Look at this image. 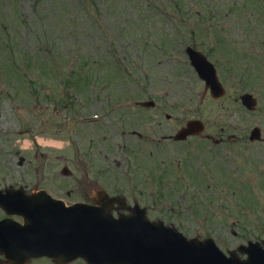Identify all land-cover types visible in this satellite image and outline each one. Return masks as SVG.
Wrapping results in <instances>:
<instances>
[{"label":"rangeland","instance_id":"obj_1","mask_svg":"<svg viewBox=\"0 0 264 264\" xmlns=\"http://www.w3.org/2000/svg\"><path fill=\"white\" fill-rule=\"evenodd\" d=\"M187 45L215 65L225 97L204 96ZM141 83L151 85L157 102V124L146 128L161 145L130 146L143 145L133 135L125 142L123 131L139 127L133 103L115 113L129 119L127 128L106 130V118L79 124L117 100L138 99ZM245 92L258 99L256 110L241 104ZM190 119L203 121L206 134L224 128L225 138H233L222 145L195 139L185 147L161 140ZM72 123L82 159L62 135L64 150L50 157L46 184L69 165L73 179L62 177L65 184L77 179L80 190L86 179L88 187L97 180L127 203L137 201L150 219L189 238L211 237L225 252L264 239V141L250 140L255 125L264 138V0H0L1 187L11 180L41 183L40 166L41 173L29 161L18 165L21 156L31 159L25 141L47 142L58 127L73 132ZM17 129L24 134L10 132ZM65 184L57 193L63 197ZM74 192L73 200L83 199Z\"/></svg>","mask_w":264,"mask_h":264},{"label":"water","instance_id":"obj_2","mask_svg":"<svg viewBox=\"0 0 264 264\" xmlns=\"http://www.w3.org/2000/svg\"><path fill=\"white\" fill-rule=\"evenodd\" d=\"M189 53L193 65L206 81L213 97L223 96L225 90L218 81L214 67L201 53L191 49ZM242 100L249 109L254 108L255 100L251 96L244 95ZM203 130L204 125L200 121H190L187 127L179 133L178 139H185L192 134H200ZM257 134L256 131L253 138H256ZM36 199L32 198V202H30L32 206L37 205ZM18 201H9L6 194L0 191V206L7 211L11 208H19V212L24 211L28 202ZM76 214L78 223V215H82V211L77 209ZM155 225L150 230L148 229L144 236L143 233L139 234L140 237L143 236L142 241L139 240L136 231V234H133L124 230L121 242L117 244L116 242L119 241L111 238L112 233L110 231L113 230L87 228L79 224L77 225L76 238L72 240L71 250L68 252L76 258H84L88 264H264V248L260 243L253 244L249 242V246L241 248L242 253L249 255L246 260H241L237 254L232 252L230 253L231 257L227 258L215 247L212 241H207L204 244L198 239L188 241L176 229H164L162 223ZM16 231L20 232V230H14L13 227L8 226L6 222L0 223V253L6 254L13 264H17V261L12 262V259L17 260L18 258L15 256L16 251H24L26 248L33 249L31 248L33 245L28 244V241H30V237L32 241L36 239V236H32L34 232L31 230L23 233H17ZM94 235L100 236V238L94 241L91 238ZM34 244L39 245L35 242ZM262 244L264 245V241ZM60 247L64 248L62 244H60ZM40 255V253H36L34 256ZM29 258L31 256L27 259ZM57 262L60 264L66 263L65 260Z\"/></svg>","mask_w":264,"mask_h":264},{"label":"flooded vegetation","instance_id":"obj_3","mask_svg":"<svg viewBox=\"0 0 264 264\" xmlns=\"http://www.w3.org/2000/svg\"><path fill=\"white\" fill-rule=\"evenodd\" d=\"M148 95H144V97H147ZM143 101L147 100L145 98L142 99ZM151 100V99H149ZM156 114V110H140V111H134V114L132 113V121L133 123H135L136 125H139V127H135V128H127L128 125L130 124V122L125 121L123 119V114L118 115H114L113 117H108L107 121H105V124L103 126H105V129L107 130V128L110 127V129L112 127H114V125L118 126L117 129L120 126H124L127 129L123 131V134L125 136L124 140L125 142L129 141L130 137L133 136H137L138 138H140L142 141L141 143L143 145H134L133 143H135L136 141H132L130 142V146H136L138 148H143L145 147V145L150 144L154 137H155V132L154 129H150V128H146L147 125H153L154 123H156V119L153 118L154 115ZM113 121H116V123H114ZM55 136L54 138L52 136H50V138L47 139V142L45 139H36L35 141H33V143H29V146H31L32 148L30 150L29 147H26L27 153H29L31 155V159H27L24 156H21L18 162V165L22 166L24 165L25 162L29 161L32 165H34V171L36 170L37 172L41 173L39 170L40 168L38 166L41 167L42 171H43V176L41 178V183L38 182V180L36 181L37 183H32V184H28V183H24L21 181H13L11 180L8 183H5V186L3 187H10L12 186L13 188H21L23 191H26L28 194L33 193V191L35 190H39L40 192H46L49 193L50 195H52L53 197H58L59 195L57 194L58 191H61V180L59 179L60 174L57 173H53L50 174L52 175V178L48 179L47 184H46V178L47 175L45 174L46 170L48 169L46 166L48 165V162H51L50 157L55 156L56 158H58L61 154V147L59 145L60 143V134L61 131L60 130H55ZM41 133V132H40ZM126 135H130V136H126ZM133 135V136H132ZM56 138V139H55ZM218 139L222 140V143L224 142V138L223 136H219L217 137ZM213 142H216V137H211L210 139ZM51 141V143H50ZM22 142V141H21ZM174 145H179L178 142H173ZM43 146H47V147H43ZM68 146L70 148H73L74 153H75V157L77 158V152H76V142L74 138H71L70 136V140L68 142ZM129 147V145L127 144L125 146V148L127 149ZM48 148V149H46ZM48 150V151H47ZM47 151V152H46ZM58 151V152H57ZM87 153V152H86ZM21 153H17V155H19ZM87 157L90 156L89 153L85 154ZM32 159H34V164L32 163ZM75 161V160H74ZM88 175V174H87ZM86 175V176H87ZM39 177V176H37ZM114 178V176H113ZM55 179V180H54ZM66 179H73V172H70L69 174H66ZM60 181V183L58 184H54V181ZM53 181V182H52ZM77 179L74 180L73 182H70L66 185V190L67 191V195L66 197H63L66 200L67 205H72L74 203L77 202H82V203H89L91 204L93 201H91L92 198H95L96 195L102 190V192H104V194H106V198H116V197H123V195H121L120 193H114L113 190L108 189V187H104L102 184L99 183V181L95 180L93 181V185H91L90 187L86 186L90 180L86 179L85 180V184L83 187L80 188V190L78 189V186L76 185ZM83 184V183H80ZM146 186L148 187V184L145 183ZM1 186V185H0ZM86 187V189H85ZM150 187V186H149ZM114 189V188H113ZM117 189V188H116ZM75 190H77V192H79V194L81 195V197H83L82 200H73L71 197L76 193L74 192ZM115 190V189H114ZM137 201H134V203H136ZM133 203V204H134ZM127 205L130 207L132 205L131 202L127 203ZM110 210L111 213L114 217H118L119 214H123L124 212H128L127 210H125L123 212V210L121 209V206L117 203L113 204L110 206ZM148 210L146 209V213L148 215ZM5 216L3 215L2 218H4ZM1 219V218H0ZM18 220H20L19 218H17ZM21 221V220H20Z\"/></svg>","mask_w":264,"mask_h":264}]
</instances>
